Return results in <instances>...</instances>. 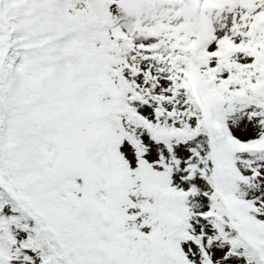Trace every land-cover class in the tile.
Returning <instances> with one entry per match:
<instances>
[{"label":"snow or ice","instance_id":"1","mask_svg":"<svg viewBox=\"0 0 264 264\" xmlns=\"http://www.w3.org/2000/svg\"><path fill=\"white\" fill-rule=\"evenodd\" d=\"M0 264H264V0H0Z\"/></svg>","mask_w":264,"mask_h":264}]
</instances>
